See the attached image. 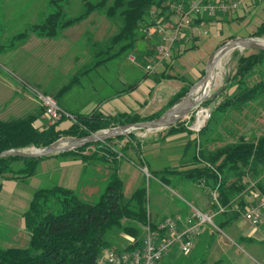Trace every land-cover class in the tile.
I'll return each instance as SVG.
<instances>
[{
	"label": "trees",
	"instance_id": "1",
	"mask_svg": "<svg viewBox=\"0 0 264 264\" xmlns=\"http://www.w3.org/2000/svg\"><path fill=\"white\" fill-rule=\"evenodd\" d=\"M64 1L49 0V7L53 8L50 14L17 34L14 39L25 40L28 31L39 38L54 39L63 30L81 23L90 14L99 11L109 19L120 22L118 33L102 49L93 52L91 67L80 75L112 60H127L131 56L138 59V66L144 69L142 60L154 54L152 48L146 47L148 42L141 30L149 13L153 9L157 10L164 21L179 16L168 0H83V11L66 19L64 6L59 5ZM188 1L190 0L183 2L187 4ZM212 16L193 19L189 27L183 30L173 60L196 48L195 45L187 48L186 42L193 40V28L209 22ZM251 36L264 38V21L254 29ZM101 56L104 58L99 60ZM233 59L234 69L218 98H210L202 105L205 108L214 105L211 118L189 143L187 153L183 154V162L190 159L196 166L180 172H154L148 169L150 175L166 185H169V180L162 174L168 172L179 175L185 181L202 183L209 193L216 189L218 204L212 202V210L216 213L213 222L219 230H233L243 219V213L247 209L242 197L245 191L259 190L264 195V130L259 131L257 128H260L259 124L264 120V51H251L249 54L235 51ZM143 76L151 77L156 82L179 79L166 70L158 75L145 72ZM78 78L75 77L64 85L58 94L66 93ZM180 80L184 85L170 98L165 108L148 116L134 112L104 115L94 111L81 114L63 109L73 116V120L63 116L49 125L45 118V108L41 104L26 114L0 119V154L8 150L43 149L62 138H85L117 126L157 119L181 102L189 91L192 82L186 78ZM132 89L130 86L123 92ZM193 119L192 115L189 121L182 120L166 128L162 140L179 133L192 135L188 126ZM38 121L40 125L36 124ZM144 143L135 133H131L104 142L87 143L73 151L46 157H0V181L27 180L35 174L42 160L54 156L110 170L107 186L95 203L82 200L76 191L60 186L36 190L23 215L29 232V245L25 248L0 247V264H98L105 249L124 253L140 248L145 227L148 224L153 228L156 226L148 216L146 185H140L125 199L119 168L125 160L144 168ZM17 161L22 162L23 167L16 171L13 164ZM144 178L150 181V178ZM145 182L146 180L143 183ZM220 208H224V211L220 212ZM238 242L254 244L252 238L242 236L238 238Z\"/></svg>",
	"mask_w": 264,
	"mask_h": 264
},
{
	"label": "crops",
	"instance_id": "2",
	"mask_svg": "<svg viewBox=\"0 0 264 264\" xmlns=\"http://www.w3.org/2000/svg\"><path fill=\"white\" fill-rule=\"evenodd\" d=\"M261 4L262 1L260 2ZM261 10L263 11L262 22L264 21V3ZM41 15L39 14L38 16L40 17ZM229 16L231 15L212 16L213 18L209 22H203L199 27L197 26L198 28H193V40H188L186 47L190 48L195 45L196 48L180 55L178 57L180 58L179 61L177 60L178 58L174 59L173 63H175V66H172L173 63H165L157 66L156 69L158 70L153 73L160 74L166 70L170 75L179 79L155 82L151 77L141 76L140 78L141 74L138 70L143 74L145 70L138 65H134L129 59L126 61L133 65L131 68L125 67L121 61L112 60L107 62L111 68L105 69L102 76L99 74L98 68L80 75L86 68L91 67L92 44L86 41H78L76 43L71 40L70 36L73 27L63 30L54 39L32 36L27 40L25 39L26 41H19L15 40L14 36L27 30L30 24L17 17L13 19L10 15L5 19L8 20V25L3 31V37H0V41H2L0 46H3V48H0V57L5 61H12L14 60L13 57L20 52H28L39 56V59L47 62L48 68L40 65L39 71L34 76L32 75L34 73L28 72L24 65L19 67L23 72L26 71L31 74V77L35 80L34 84L38 88H43V94H51L62 109L81 114H90L94 111L104 115L134 112L142 116H148L165 108L170 98L184 85L180 80L181 78L190 80L193 85L203 77L209 54L202 52V49L207 42H212L210 52L213 55L219 44L221 45L226 40L236 36L237 32L243 30L250 20L249 18L243 20L240 22L241 25L237 23L230 30L229 25L233 23L232 21L236 17ZM252 16L250 17L252 18ZM31 19L34 20L32 17ZM204 24L209 25L204 27ZM203 31H206L205 37H201ZM239 35L242 36V32L237 34V36ZM181 59H183L182 62H180ZM49 68H53L55 72L52 73L50 70L44 73L42 71V69L48 70ZM94 74L99 77L95 81L92 76ZM134 75H137L138 81L128 84L132 76L135 78ZM75 77H79L78 81L74 82L66 93L59 95V90L64 85L69 84ZM4 81L6 80L4 79ZM130 86L133 87L132 90L123 92ZM16 89L24 91L19 88ZM161 93L163 96L160 95ZM32 109L28 111L30 112ZM36 124L40 125V121ZM163 132L161 131L157 134L145 133L143 135L144 137L142 138H144L145 142L143 152L144 169L147 172L148 169L154 172H164L166 170H177L180 172L194 168L196 165L190 159L183 162V154L187 153L189 143L197 137V134L179 133L162 140ZM131 166L135 171L142 174L141 178L142 182H144L146 175L143 168L128 160L121 162L119 168L120 178L124 177L125 169ZM22 167L23 163L20 161L13 164V169L16 171ZM98 168L107 169L110 172L106 167L87 166L79 160L54 156L42 160L38 164L35 174L27 180L0 181V238H3L0 241V246H3L1 248H11L12 246L25 248L29 245V232L25 227L23 215L29 208L34 192L39 187L38 184L44 186L43 188L60 186L74 190L82 200H90L89 197L95 195L94 199L91 200H96L95 202H97L110 178V173H105L102 175L103 179L99 182ZM162 175L168 178L169 185H166L153 175H150V181L147 179V210L152 223L158 225L167 217L177 216L184 221L195 211L215 216L216 213L212 210L209 190L202 183H191L183 180L179 175L168 172ZM34 182H37L36 185ZM136 183L134 184V191L140 186ZM197 189L202 190L203 193ZM99 192L102 193L99 194ZM262 194L259 190L249 189L243 193L242 197L246 202V206H249L257 201ZM244 223L240 226L246 227L248 225L245 221ZM246 230L243 228V236L256 235L258 241H264V223L257 228H249L247 231L251 232V234H246ZM217 233L218 231L213 227L206 225L203 232L198 236L196 246L190 254L185 255L180 251L179 247H175L163 257L160 264H221L222 261L229 258L230 254L225 259L226 255L224 253H216V246H229L226 240L233 241L221 230H219V233H222L223 236H216Z\"/></svg>",
	"mask_w": 264,
	"mask_h": 264
},
{
	"label": "rangeland",
	"instance_id": "3",
	"mask_svg": "<svg viewBox=\"0 0 264 264\" xmlns=\"http://www.w3.org/2000/svg\"><path fill=\"white\" fill-rule=\"evenodd\" d=\"M88 1L93 2L97 0H88ZM261 1H262V4L260 5ZM48 3H49V0H0V37L1 38L3 37V33H4L3 31L8 25L7 23L8 20H5L8 15L13 17V19L17 17L20 20H25L26 23L32 26L35 23L41 22L44 19V17L50 14V12L52 11L51 9L53 8L52 7L50 8ZM263 3H264L263 0H241V4L238 10H236L235 12L231 14V16H229V17H232V16L236 17V19L232 21L233 23L229 25V29L231 30V28L235 27L234 25L237 23L241 25L240 22H242L243 20H247L248 18L250 20L247 22L243 30L237 32V34H241L242 32V36L240 35L237 36L236 34V36H233L231 39L226 40L225 43L233 39L241 38V37L264 40V38H257V37L251 36L252 33L254 32V29L261 22V18L263 17L262 15L263 11L261 10ZM61 4L64 6V16L66 19L71 18L73 16H77L84 9L83 0H65L64 2L59 3V5ZM39 14H42V15L39 17L38 16ZM250 16H252V18ZM31 17L34 20H32ZM173 20L175 22L179 21L180 16H175ZM207 25L204 24L203 26L207 27ZM120 27H121L120 22L109 19L103 12L101 11L94 12L90 14L89 17L83 20L81 23L73 26V29L71 30L70 39L75 41L76 43L78 41L79 42L86 41L92 44L91 45V49H92L91 54H92V52L94 51L96 52L97 50L102 49V47L109 42L112 36L118 33ZM28 33L29 34L26 40L29 37L35 36L31 31H28ZM205 33L206 31L205 32L203 31L201 33L202 34L201 37H205ZM214 38L217 39L216 37ZM146 41L148 42L146 47L149 49L152 48L154 52L157 46V40L151 41V40L146 39ZM211 43L212 42H207L202 49V52L209 54L208 55L209 59L212 56V52H210ZM225 43L223 42L221 45L219 44V46H217L215 51H217ZM94 45H95V50H94ZM32 49H34V47H32ZM235 51H238L239 53H242V54L251 53V51L241 50L240 48H238V49H235L229 52L221 59V61L219 62V66H218L219 74L217 75V84L213 92L221 90L226 84L228 76L232 73L234 69L233 54ZM13 58L14 60L12 61H5L3 60L2 57H0V119H7L9 117L20 116V115L26 114L29 112L28 110L31 108L37 109V107L41 106V102L38 100L36 94L34 93V90L41 92V93L44 92L43 88H38V86L34 84L35 80L34 78L31 77V74L27 73L26 71L23 72L19 66L24 65L25 69L28 72L34 73L32 74L34 76L36 75L37 71H39L40 65H43L48 68L47 62H44L43 60L39 59V56L34 55L32 53H28V52H20L18 55H15ZM102 58L104 57L101 56L99 60H101ZM179 59L180 58H178L177 60L179 61ZM136 60L138 61V59ZM119 61H121L122 64L125 65V67H130V68L133 67V65L130 64L126 60L122 59ZM137 61H136V64H137ZM142 61H143L142 64L145 66L146 60L143 59ZM173 61L174 60L172 58L169 64L173 63ZM182 61L183 59L180 60V62ZM174 64L175 63H173L172 66H175ZM110 68H111L110 65H108L107 63L104 66L103 65L99 66L98 68L99 74L102 76L104 74L105 69L108 70ZM50 70L52 71V73L55 72L53 68H49L48 70L42 69L44 73ZM138 72H140L141 74L140 78L141 76L143 77L142 75L143 73L139 70ZM154 75H158V74L156 73ZM92 76L94 78V81L97 80V78H99L98 75H95V74ZM134 76L135 78H133L132 76L129 79L128 84L136 83L138 81L139 78L136 77L137 75H134ZM4 79L6 81H4ZM16 88L22 89L24 91L23 92L18 91ZM49 95L52 96L51 94ZM160 95L163 96L162 93ZM215 126L217 127V122H215ZM218 126L221 127L220 125ZM259 126L260 128L257 126L258 130L263 131L264 130V120L259 124ZM164 130L165 129H162L159 131L136 130L134 131V133L137 138L144 140V138L142 137H144L143 135L145 133L157 134L158 132H161V131L163 132ZM125 135H128V134H125ZM132 171H135L132 168V166L130 168L125 169L124 171L125 174H123L124 177H122V181H123L122 192H123V196L125 197V199L129 198L132 195L135 189L134 184L136 182L138 183V185H143V184L146 186L148 185L147 179L145 183L142 182L141 173H139L138 171H135V172H132ZM98 172H99L98 173L99 182L100 180L103 179L102 175H104L105 173L106 174L110 173L107 169H103V168H98ZM36 183L34 182L35 185ZM38 185L39 187L36 190H39L44 187L42 185L40 186V184ZM43 185L46 186L47 184H43ZM29 186H33V185H29ZM197 190L203 193L202 190L200 189H197ZM100 193L102 192H99V194ZM93 197H95V195ZM93 197H89L90 200H85V201L95 203L96 200H91V199H94ZM242 224H245L243 219L239 222V224H237L236 229H233V230H227V229L221 230L220 229L225 235H227L230 238V240L233 241V242H230L225 239L226 242L229 244V246H224V245L216 246L215 248L216 253H219V254L224 253L226 255L224 257L225 259L228 258L229 256L228 254H230L229 258L227 260L222 261L221 264H264V245H263L264 241L263 242L258 241L256 235L255 236L248 235L246 236V238H252L254 240V244L247 245L245 243L240 244L238 242V238L240 236L245 237L242 235L243 228L247 230L249 228H255V227H250L249 224L246 225V227H241L240 225ZM247 230H246V234H251V232H248ZM217 235L218 236L222 235V233H219L218 231L216 236ZM2 239L3 238H0V241ZM0 247H3V246H0ZM12 247H15V246H12Z\"/></svg>",
	"mask_w": 264,
	"mask_h": 264
},
{
	"label": "built area",
	"instance_id": "4",
	"mask_svg": "<svg viewBox=\"0 0 264 264\" xmlns=\"http://www.w3.org/2000/svg\"><path fill=\"white\" fill-rule=\"evenodd\" d=\"M168 0L173 8H176L180 20L175 22L164 21L158 11L153 9L149 17L142 24V33L148 40H157L154 54L145 58L144 70L153 74L157 66L169 63L173 58L177 42L180 41L183 30L188 28L193 19L205 15H231L238 10L241 0H190L185 2ZM129 60L136 64L134 56ZM38 100L45 108V116L49 125L59 121L63 116L73 120V116L64 111L56 102L53 96L45 95L34 90ZM203 112L205 113L204 115ZM212 110L203 106L195 109L184 120L189 121L193 115L194 119L188 129L198 134L211 118ZM143 171L147 178L150 177L146 169ZM254 186V184H251ZM211 201L218 204V193L214 189L210 192ZM224 208H220L223 212ZM211 214H203L195 211L189 218L182 220L181 217H167L153 228L150 224L145 227V236L142 246L135 250L118 253L112 249H105L98 264H160L163 257L169 254L175 247L187 255L190 254L197 243L198 236L203 232L204 227L209 225L215 230ZM243 219L251 227H259L264 223V195L257 201L247 206L243 213Z\"/></svg>",
	"mask_w": 264,
	"mask_h": 264
},
{
	"label": "water",
	"instance_id": "5",
	"mask_svg": "<svg viewBox=\"0 0 264 264\" xmlns=\"http://www.w3.org/2000/svg\"><path fill=\"white\" fill-rule=\"evenodd\" d=\"M240 48L248 51H264V40L255 38H236L223 44L207 62L204 76L194 83L186 96L173 107L169 108L161 117L137 123L125 124L108 130H102L85 138L60 139L43 149L31 148L25 150H8L0 154L3 156H16L22 158H40L54 154L73 151L87 143L104 142L107 139L134 133L136 130L159 131L166 129L179 121L184 120L195 109L212 98H218L220 90L213 92L217 84L218 66L221 59L229 52ZM216 103V102H215ZM214 105L211 107L213 109Z\"/></svg>",
	"mask_w": 264,
	"mask_h": 264
},
{
	"label": "bare ground",
	"instance_id": "6",
	"mask_svg": "<svg viewBox=\"0 0 264 264\" xmlns=\"http://www.w3.org/2000/svg\"><path fill=\"white\" fill-rule=\"evenodd\" d=\"M227 69V68H226ZM218 70H219V68H218ZM218 78H220V77H218ZM205 113L203 112V114L202 115H204Z\"/></svg>",
	"mask_w": 264,
	"mask_h": 264
}]
</instances>
